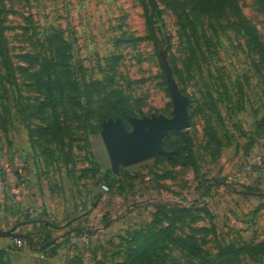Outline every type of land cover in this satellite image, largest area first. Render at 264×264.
<instances>
[{
	"label": "rangeland",
	"instance_id": "374dc122",
	"mask_svg": "<svg viewBox=\"0 0 264 264\" xmlns=\"http://www.w3.org/2000/svg\"><path fill=\"white\" fill-rule=\"evenodd\" d=\"M156 2L153 40L147 0H0V230L31 231L24 223L40 216L36 203L48 188L59 217L60 189L79 197L99 192L79 220L48 216L56 238L69 235L51 264H131L127 232L150 220L153 208L175 203L202 211L173 234L188 235L194 223L208 261L222 245L264 242V197L241 194L247 186L264 191V176L256 169L229 181L251 156L264 159V0H231L215 14L198 13L189 0ZM167 46L173 75L191 99V128L169 134L166 147L186 153L189 138L200 176L218 182L198 184L182 165L160 191L157 169L171 167L152 159L121 168L125 178L109 176L104 191L110 165L100 115L125 108L138 117L172 116L159 56ZM50 94L51 106L42 105ZM55 121L60 130L52 133ZM161 215L162 227L173 229L167 209ZM80 229L93 231L83 233L87 244L72 243ZM6 242L14 246L0 238ZM155 264L207 263L164 244ZM241 264H264V255L243 256Z\"/></svg>",
	"mask_w": 264,
	"mask_h": 264
},
{
	"label": "trees",
	"instance_id": "16d2710c",
	"mask_svg": "<svg viewBox=\"0 0 264 264\" xmlns=\"http://www.w3.org/2000/svg\"><path fill=\"white\" fill-rule=\"evenodd\" d=\"M147 1H148L149 9L151 11V15H149L148 18V24L151 29V37L153 40H156V34L153 29V25H154L153 16L158 15L157 2L156 0H147ZM189 1H191V3L193 4L194 3L196 4L194 8L198 13L215 14L221 12L224 9V7L227 5V3L230 2L231 0H189ZM248 32L251 38L255 40V42H258L256 35L254 33H250L249 30ZM9 77L11 84L17 87L15 70L10 60H9ZM182 92L185 94L184 90H182ZM53 99H54L53 95L50 94L47 97V101L42 105L51 106V102L53 101ZM82 108L87 113H89V109L87 107L86 108L82 107ZM131 117H138V116L136 114L131 113L125 108L121 110L113 109V111L106 112L105 114L100 115V119H101L100 127L102 128V123L107 121L108 119H116V118L121 119V121L125 125L126 123L130 124L129 119ZM262 123H264V119L262 120ZM50 130L52 133H57L60 130L57 121H55L53 124L50 125ZM174 132H181V131H174ZM166 139L164 140V148L166 151L172 153V157L171 159H168L165 156L157 155L154 158L156 166L166 162H168L172 167L187 165L192 169L196 180L200 181L201 184L204 185L205 183L212 184L214 182H218L217 180L216 181L207 180L200 176L199 165L196 160L195 153L193 151L189 138H187L186 145L188 146V150L186 153H184L182 149L176 150V149L167 148ZM157 171L160 173L158 177L159 179H156V181L158 180V182H161L163 180L176 179L177 174L172 170L162 171L161 169L160 170L157 169ZM109 176L115 178V176L112 174L110 169L106 171V173L102 177V180H104L102 184L108 188H110ZM118 176L119 179L125 178L124 173L121 169ZM158 182L156 187L159 190L164 189L165 186H162ZM203 185H201L200 187H202ZM246 188H247L246 191L242 192L241 194L253 195V196L259 195L264 197V191L253 189L250 186H247ZM119 193L121 195H125V193H122V191H120ZM162 208L167 209L169 216H171L170 221H172V224L175 223V227L173 229L170 226L162 227L163 226V221L161 220ZM194 208H195L194 204H191L189 208H183L180 206L166 207L165 205H159V207H155V213L153 214V218L149 223L142 225L138 228H134L133 230L130 229L127 232V234L129 237V241H128L130 247L129 258L131 259L132 262L131 264H155V261L158 258V251L162 248L164 244H166V246H170L171 248L173 247L178 248L180 251L185 252L188 255H191L195 258H199L207 264H241L243 256L255 257V256L264 255V242L258 245H253V246L244 245L241 247L236 244L228 243L227 245H222V247L218 252L215 262H211L205 259L203 249L199 244V241L196 236L195 228L197 227H193L194 223L191 224L192 229L190 230L191 232L188 235L178 236L177 234H173L174 231H176V224L184 223L186 219L187 220L189 219V222L192 223V219H191L193 217L192 214L198 212L197 214L200 215L202 213V211H199L198 209L196 211H193ZM40 219L27 221L26 223H24V224H32V229L26 234H22L23 237L19 239L27 246L30 245L33 246L34 249L39 248L45 244H48V247L45 250L41 251V253H43L47 258L55 257L57 255V251L60 246L58 243V239L53 237L52 235V230L55 228V225L42 218ZM38 221H40L39 227H37ZM80 230H84V229H80ZM87 232L91 234L93 231L87 230ZM76 233L80 234L78 231H76ZM15 249L18 250L17 247H15ZM0 264H10L8 258V252L3 249H0Z\"/></svg>",
	"mask_w": 264,
	"mask_h": 264
},
{
	"label": "water",
	"instance_id": "95a60500",
	"mask_svg": "<svg viewBox=\"0 0 264 264\" xmlns=\"http://www.w3.org/2000/svg\"><path fill=\"white\" fill-rule=\"evenodd\" d=\"M169 47L159 50V56L164 69L166 83L172 99V116L152 115L143 117H131L129 119L131 129H128L121 119H108L102 123L100 136L107 154L110 170L114 176H118L121 168L135 166L154 159L157 155L171 159L172 153L164 148V140L174 131H186L191 128L190 112L191 99L182 92L174 75L171 62L168 57ZM201 182L199 181L198 184ZM227 188V183L220 182ZM199 186L196 187V191ZM105 194L103 191L101 197ZM113 221L107 223L108 227ZM88 233L86 230H79ZM90 234V233H88ZM15 229L9 231L0 230V238H22ZM48 247L45 244L34 249L28 246L32 252H41Z\"/></svg>",
	"mask_w": 264,
	"mask_h": 264
},
{
	"label": "crops",
	"instance_id": "0c3cea01",
	"mask_svg": "<svg viewBox=\"0 0 264 264\" xmlns=\"http://www.w3.org/2000/svg\"><path fill=\"white\" fill-rule=\"evenodd\" d=\"M261 149L264 152V143H262ZM161 165L162 164H160L159 167H161ZM170 167H171V169H169V170L177 172L176 171V167H172L171 165H170ZM176 177H177V175H176ZM167 181H176V179L175 180H163V181L160 182V184L162 186H165V184H166L165 182H167ZM163 190H160V191H163ZM34 191H37V190L34 189ZM65 191L66 190H63V189H60V191H59L60 198L63 201L62 202V205H63L62 206V211L60 212L62 214L60 215V217L57 215L56 210L53 209L55 205L53 204V198H51V193L52 192H50L49 188H48V193H46L43 190V194H44V198L45 199L44 200H39L38 202L36 201L37 202L36 204H37V206L40 209L38 211V213H36V215L40 214V216L37 215V217H34L33 220L42 218V219L52 223V221L49 220L48 216L58 217V219L60 218L61 221L63 219L69 220V218L76 216L78 218V220H79L81 218V216H82L81 215L82 212H84L86 208L88 209V207L91 205V201L90 200H93V199L97 198V193H99V192L94 191L92 194H88L87 196L84 195L82 197H79V196H76L75 194H72L71 196L70 195L68 196V195H66ZM38 192L39 191H37V193ZM37 193L35 194V196H37ZM117 195L120 196V197L125 196V195H121L120 193H118ZM37 199H38V196H37ZM174 206H180V207H183V208H189L190 207V206L189 207H185V206H183L180 203H175ZM154 213H155V208H153V212L152 213H149L151 215L150 216L151 217L150 220H148L147 222H144L142 224H139L138 227L149 223L152 220ZM214 220H215V217L213 215V211L211 210V222L212 221L214 222ZM29 221H32V220H29ZM52 224H54V223H52ZM30 225L32 226V224H30ZM39 226H40V221L37 222V227H39ZM211 226H212V224H211ZM138 227H135V228H138ZM56 229H57V227L55 226V228L52 230L53 237H55L54 231ZM68 238H69V235L64 237V238L63 237L62 238H58L57 237L58 243L60 245L59 249L57 251V255L59 254V252H63L62 248L65 247L64 245H65L66 242H68ZM59 239H61V241H59ZM0 249H3V250L8 252V258H9L10 264H51L50 263L51 259L50 258L46 259L47 257L45 258V255L43 253H41V252H31L28 249H25V250L23 249V250L18 251L17 249L14 248L13 243H8V242L2 243V245H0ZM14 259H15V261H13ZM59 263H61V262H59ZM70 264H71V261H70Z\"/></svg>",
	"mask_w": 264,
	"mask_h": 264
},
{
	"label": "built area",
	"instance_id": "2783aa9c",
	"mask_svg": "<svg viewBox=\"0 0 264 264\" xmlns=\"http://www.w3.org/2000/svg\"><path fill=\"white\" fill-rule=\"evenodd\" d=\"M258 169L259 172L264 176V159L258 155V156H251L248 158L247 163L245 164V167L241 173H238L237 175L234 176V178H229V181L237 180V182H242L243 180L246 179L247 174L254 173L255 170ZM103 190L107 191V187L103 185ZM72 243H88V235L86 234H81L79 238L77 239H72ZM14 245L18 249H21L25 244L19 239V238H14Z\"/></svg>",
	"mask_w": 264,
	"mask_h": 264
}]
</instances>
